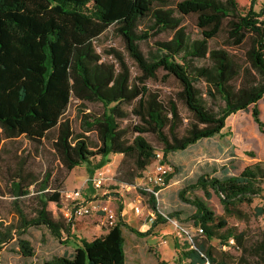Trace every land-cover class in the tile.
Masks as SVG:
<instances>
[{
  "label": "trees",
  "instance_id": "obj_1",
  "mask_svg": "<svg viewBox=\"0 0 264 264\" xmlns=\"http://www.w3.org/2000/svg\"><path fill=\"white\" fill-rule=\"evenodd\" d=\"M255 2L0 0V140L48 141L61 167L60 175L49 168L39 179L19 168L0 193L10 197L9 212H0V258L13 241L21 256L34 255L24 237L30 227L44 226L56 238L69 231L54 211L74 167L98 155L94 168H99L109 154H121L114 179L132 185L157 151L164 161L169 153L220 133L228 116L264 97V4L256 9ZM186 16L200 37L185 31ZM109 26L122 37L133 67L114 47L106 51L112 60L97 52L94 41ZM162 31L172 36L154 39L145 53L141 43ZM214 39L220 44L211 46ZM169 80L174 86L167 92L149 84ZM73 100L78 130L65 116ZM87 103L102 109H87ZM252 113L261 124L256 107ZM263 182L264 161H256L223 177L200 175L178 191L180 200L195 208L192 226L201 229L180 250L185 264H264V227L257 223L264 205H252L262 198ZM196 189L205 197L185 195ZM139 191L152 226L167 221L153 194ZM212 194L221 213L208 203ZM123 228L144 234L119 215L105 233L81 238L71 255H54L41 264H125Z\"/></svg>",
  "mask_w": 264,
  "mask_h": 264
},
{
  "label": "rangeland",
  "instance_id": "obj_2",
  "mask_svg": "<svg viewBox=\"0 0 264 264\" xmlns=\"http://www.w3.org/2000/svg\"><path fill=\"white\" fill-rule=\"evenodd\" d=\"M262 4H264V0H256L255 8L258 9ZM182 25L191 37H200V32L192 17H184ZM141 29H146L144 23L141 25ZM171 36V31H162L148 41L142 42L141 48L146 53L151 46H154V39L163 40ZM210 44L211 46L219 45L220 39L211 40ZM94 45L102 59L112 60V56L108 55L106 51L110 47H114L124 54L130 66L133 65V61L124 47L122 37L117 34L113 26L107 27L95 39ZM149 84L163 92L171 90L174 86L172 80L166 84L160 81H149ZM200 86L203 87V84L200 83ZM76 105V100L71 101L65 116L71 119L74 129L78 130L79 113ZM86 107L95 112L102 109L99 103H87ZM254 107L258 109L257 117L261 124L256 122L253 117ZM121 157V154H109L108 160L102 167L94 168L99 160L97 155L91 158L90 162L74 167L68 173L63 188L68 190L81 188L84 196L89 200L105 205L114 211L113 223L120 215L123 221L144 232L142 235H137L123 228L125 264H153L157 261H165V264H185L187 260L181 258L179 253L195 234L189 219L195 208L180 200L178 191L193 183L200 175L223 177L237 173L241 167L247 164L264 161V97L246 110H239L228 116L225 126L219 134L200 139L183 150L171 152L164 161L161 158L153 159L147 166L142 174L144 177L148 173L152 174L158 163L170 167L171 177L166 187L160 192L159 202H157L159 211L165 215H174L167 221H158L152 226V222L145 216L146 211L139 215L134 213L133 209L138 205L148 208L146 199L139 191V187L144 181L137 178L132 185L117 183L114 175ZM19 168L24 169L26 173L31 172L38 179L49 168L55 176L60 175L61 172L60 164L48 141L38 145L28 141L24 136L0 140V193L7 191L9 182L14 177L13 174ZM98 172L102 173L104 179L101 188H94L86 181L87 178ZM262 187V198L256 197L252 204L254 206L264 205V182ZM185 195L205 197L200 189L186 190ZM136 199L140 200L139 204ZM9 201L8 194L5 196L0 194V212L5 214L9 212ZM208 203L213 211L221 213L222 208L217 195L212 194ZM62 204L63 201H61ZM54 215H61L60 210H55ZM257 223L264 227V213L258 217ZM103 225L106 227L111 225L107 214L102 210H93L91 214L75 220L70 225L69 231L63 233L59 238L54 237L44 226L30 227L24 237L28 238L34 246L35 257L29 259L28 262L20 256L17 245L13 241L1 252L0 264H32L33 261L35 264H39L46 257L67 254L80 243L81 238L90 240L97 236L100 231L99 227ZM43 248L48 251L44 252Z\"/></svg>",
  "mask_w": 264,
  "mask_h": 264
},
{
  "label": "built area",
  "instance_id": "obj_3",
  "mask_svg": "<svg viewBox=\"0 0 264 264\" xmlns=\"http://www.w3.org/2000/svg\"><path fill=\"white\" fill-rule=\"evenodd\" d=\"M162 159V153L160 151L156 152V158L155 159ZM170 172V167L167 165H163L158 163L155 167L154 172L148 173V175L141 176L139 179L144 181L141 183L140 187L142 190L146 192H150L153 194L155 201H156V207L157 202H159V194L160 192L166 187V177ZM104 179L101 172H98L97 174L93 175L92 177L87 178L88 183H90L94 188H101L102 180ZM61 201H63V204L59 208L62 217L65 219V221L72 225L73 222L85 215L91 214L93 210L97 211H104L107 214L109 223L112 224V218L115 216L114 211L111 208H108L105 205H102L100 203H96L93 200H89L87 197L84 196L81 188H74L71 190L64 189L61 192ZM136 202L139 204L140 200L136 199ZM158 212L167 218V215L159 211L157 207ZM134 213L136 215L144 214V211H146L145 216L149 221H153V216L150 214L149 207H145L143 205H138L133 209ZM195 232H200L201 229L194 228Z\"/></svg>",
  "mask_w": 264,
  "mask_h": 264
},
{
  "label": "crops",
  "instance_id": "obj_4",
  "mask_svg": "<svg viewBox=\"0 0 264 264\" xmlns=\"http://www.w3.org/2000/svg\"><path fill=\"white\" fill-rule=\"evenodd\" d=\"M221 132V131H220ZM219 134V133H218ZM122 214H123V210H122ZM126 222V221H125ZM128 223V222H127ZM100 228V231H99V233H98V235H100V234H103V233H105L106 232V230H107V227L105 226V225H103V226H100L99 227ZM123 230V229H122ZM129 231V230H128ZM130 232V231H129ZM133 233V232H132ZM97 235V236H98ZM6 247V246H5ZM5 247H4V249H5ZM74 248L75 247H73L72 248V251L71 252H68L66 255H71L72 254V252H73V250H74ZM3 249V250H4ZM44 249V248H43ZM125 249V248H124ZM2 250V251H3ZM48 250L47 249H44V252H47ZM35 255H36V253L34 252V255L33 256H31V257H24L26 260H28V262H29V259L31 260V259H33L34 257H35ZM58 255H61V254H58ZM21 256V255H20ZM125 256H126V254H125ZM23 257V256H22ZM50 257H52V256H50ZM50 257H46V259H48V258H50ZM1 259V258H0ZM125 260H126V257H125ZM41 263H42V261H41ZM41 263H39V264H41ZM32 264H35V261H33L32 262Z\"/></svg>",
  "mask_w": 264,
  "mask_h": 264
}]
</instances>
